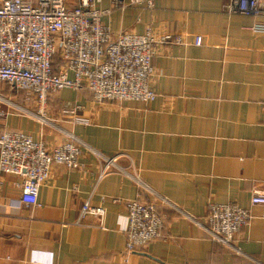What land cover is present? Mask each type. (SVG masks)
Wrapping results in <instances>:
<instances>
[{"label":"crops","instance_id":"obj_1","mask_svg":"<svg viewBox=\"0 0 264 264\" xmlns=\"http://www.w3.org/2000/svg\"><path fill=\"white\" fill-rule=\"evenodd\" d=\"M227 2L112 8L111 0L100 1L114 34L181 36V43H154L152 101H96L88 89L68 96L61 89L48 94L45 106H60L52 113L55 126L24 112V96L4 93L8 86L0 84L13 101H0V133L21 131L47 147L72 133L85 144L82 167L54 164L36 205L16 207L21 179L0 172V264H264V217L250 204L252 191L264 189V31L250 27L264 24V14L228 11ZM99 153L115 156L128 173L101 174ZM133 173L148 188L143 195L164 198L157 201L164 226L125 263L126 201L138 192ZM86 199L105 208L102 228L91 216L75 222ZM211 202L251 211L230 245L195 222Z\"/></svg>","mask_w":264,"mask_h":264},{"label":"built area","instance_id":"obj_2","mask_svg":"<svg viewBox=\"0 0 264 264\" xmlns=\"http://www.w3.org/2000/svg\"><path fill=\"white\" fill-rule=\"evenodd\" d=\"M100 1L0 0V84L25 92L27 101L38 104L42 122L47 121L43 112L48 94L64 88L88 89L96 101L149 102L157 96L150 84L154 43H181V36L166 33L156 38L149 30L114 34L102 20L109 10L101 8ZM263 4L264 0H228L226 9L244 15L264 14ZM129 5L152 8L154 0H111L112 8ZM250 28L262 32L264 24ZM194 43L200 44L201 36L195 37ZM0 101L13 104L1 92ZM22 109L31 115L28 108ZM84 145L72 133L51 147L21 131L0 133V172L21 179L16 207L38 204L39 187L54 164L69 170L81 168L79 156ZM98 155L103 162L101 174L110 170L128 173L117 164L115 156ZM130 176L138 192L126 201L125 263L133 252L160 237L164 226V215L157 207V201L164 198L148 199L143 195L147 186L136 173ZM250 204L260 206L264 217V189L252 191ZM104 214L102 205L86 199L75 222L82 224L91 216L102 228ZM252 218L250 209L237 203L211 202L203 220L195 218V222L212 240L230 245Z\"/></svg>","mask_w":264,"mask_h":264},{"label":"rangeland","instance_id":"obj_3","mask_svg":"<svg viewBox=\"0 0 264 264\" xmlns=\"http://www.w3.org/2000/svg\"><path fill=\"white\" fill-rule=\"evenodd\" d=\"M1 86H2V85H0V89H1L0 91H2V88L4 87V88H3L4 93L9 92V93L12 94V93H16V92H17V96H19V97H20L21 95L24 96V97H23V100H24V101H23V100H22V101L20 100L21 103H19V104L22 105L23 107L25 106L26 108H28V109L31 111L30 113H31V116H32V117H34V118H38V119L41 118V117H40V116H41L40 113H42V112H39V110H38V107H39L38 104H32L31 102L27 101L26 98H25V92H23V91H16V92H15L14 90L11 92V91L8 89L9 87H5V86H3V87L1 88ZM64 89H65V88H64ZM62 90H63V89H62ZM69 90L74 91V92L76 91V89L66 88L65 91H64V92H66L65 95H67V96L70 95V91H69ZM3 91H2V92H3ZM49 102H50V101H49ZM20 108L22 109V107H20ZM22 110H23V109H22ZM60 111H61L60 106H57L56 108H52V107H50L49 104H48L47 107L44 108V112H43V114L47 117V121H49L48 118H50L52 121H49V122H50V123L52 122L55 126H57L58 122H57V121H54L51 117H52V113H55V112L57 113V112H60ZM39 121H41V120L39 119ZM47 121H46V122H47ZM56 123H57V124H56Z\"/></svg>","mask_w":264,"mask_h":264}]
</instances>
